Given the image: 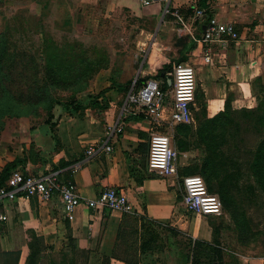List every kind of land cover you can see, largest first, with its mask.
<instances>
[{
    "label": "crops",
    "instance_id": "0c3cea01",
    "mask_svg": "<svg viewBox=\"0 0 264 264\" xmlns=\"http://www.w3.org/2000/svg\"><path fill=\"white\" fill-rule=\"evenodd\" d=\"M61 1L64 8H70L69 0ZM101 1L143 22L146 31L138 43L148 46L137 76L153 75L182 56L186 58L184 63L195 67L192 126L196 125L195 115L199 120L203 115L211 118L223 110L225 102L233 110L255 106L251 84L258 77L264 80V0H209V16L203 14L199 18L195 14L197 0H170L167 4L162 0L148 4L143 0ZM166 6L168 12L164 13ZM175 11L196 37L214 17L219 22L232 23L238 39L225 46L214 41L194 43L182 32ZM189 45L192 47L188 50ZM167 73L162 72L161 76L167 77ZM167 82L171 84L169 78ZM123 85L102 89L107 102L103 110L63 111L55 119L53 129L44 122L33 126L27 118V133L21 139L18 133L2 131L0 170L16 158L26 157L23 169L27 175L56 171L60 179L73 181L82 198H94L106 188H116L126 195L134 213L94 211L81 204L68 219L56 192L47 200L24 198L18 193L13 199L0 201V216L5 217L0 219V264H13L15 257L16 264H24L33 236L38 241L37 264H135L132 258L136 255L137 264H156V253L139 254V216L177 229L192 239L211 241L210 219L216 217L189 212L181 203L183 175H179V170L199 162L203 152L179 151L174 142L175 126L167 127L171 144L179 152L177 175L161 177L150 172L149 122L141 115L122 112ZM170 87L165 89L167 99ZM117 118L123 122V129L110 138L111 150L105 153L101 149L105 127ZM91 147H97L96 152L87 157L85 151ZM225 260L227 264H264V252L234 251L233 257Z\"/></svg>",
    "mask_w": 264,
    "mask_h": 264
},
{
    "label": "trees",
    "instance_id": "16d2710c",
    "mask_svg": "<svg viewBox=\"0 0 264 264\" xmlns=\"http://www.w3.org/2000/svg\"><path fill=\"white\" fill-rule=\"evenodd\" d=\"M208 1L197 0L196 4L197 8L203 9L205 16L210 14ZM12 32L8 26L0 31V129L5 116H36L38 111H43V122L53 129L55 108L76 112L86 108L103 110L107 107L105 90L88 96L84 102H64L55 94L57 90H71L77 82L84 83L88 72L100 65L98 60L85 56L72 62L63 58L59 46L45 36L35 54L20 45ZM191 47L189 45L187 49ZM72 48L74 47H68L67 50ZM185 61L186 58L182 56L163 65L153 75L138 76L133 87L137 89L149 79L160 80V88L165 91L170 86L167 82L170 77H163L161 73L170 72L173 66ZM76 67L78 72L75 71ZM131 85V81L126 82L120 87V91L126 94ZM251 85L256 101L253 108L233 110L225 102L223 110L211 118L203 115L199 120L198 115H195V126L179 124L174 127V142L179 151L198 149L203 152L199 162L185 166L179 170V175H199L203 179L207 190L220 199L223 211L233 223L236 241L243 247L258 233L253 229L246 205H264V80L255 78ZM246 133H251L255 138L252 146H246ZM53 138L56 141L55 135ZM30 147L32 148V144ZM26 160V157L16 158L2 167L0 187L5 184L12 171L19 169L26 174L23 169ZM136 220H139L140 226L137 245L139 254L158 251L159 229L180 233L168 227L163 228L160 223L144 216H139ZM210 226L211 241L187 237L186 250L178 264H227L225 259L233 257L234 251L226 249L220 241V222L211 221ZM37 244V238L33 236L28 244L30 252L24 264H37ZM262 248L260 250L264 252V243ZM132 260L135 264L139 262L137 255ZM16 263L17 257L13 258V264Z\"/></svg>",
    "mask_w": 264,
    "mask_h": 264
},
{
    "label": "rangeland",
    "instance_id": "374dc122",
    "mask_svg": "<svg viewBox=\"0 0 264 264\" xmlns=\"http://www.w3.org/2000/svg\"><path fill=\"white\" fill-rule=\"evenodd\" d=\"M61 3V0H3L0 2V31L6 26L10 27L19 44L35 54L45 36L59 46L63 58L77 62L78 58L87 56L100 62L98 67L88 72L84 83L77 82L71 90H57L55 94L61 101L84 102L88 96L97 94L107 86L116 88L129 81L133 84L147 55L148 45L138 43L143 37L141 33L146 31L143 22L125 10L109 7L101 0H69L70 8H64ZM71 46L74 48L67 50ZM77 68L76 72L79 71ZM63 111L68 112L55 108L54 118H59ZM27 118L35 126L43 123L45 113L38 111L36 116L28 117L5 116L1 121L0 133L7 129L18 133L16 135L20 138L27 133ZM245 138L246 146L254 144L255 138L251 133H246ZM246 212L252 219L253 229L258 233L244 247L236 241L233 223L223 209L219 216L210 219L220 222L219 238L226 249L241 252L263 249L264 205H246ZM159 234L156 264H178L186 250L187 236L181 232L171 233L167 229H159Z\"/></svg>",
    "mask_w": 264,
    "mask_h": 264
},
{
    "label": "built area",
    "instance_id": "2783aa9c",
    "mask_svg": "<svg viewBox=\"0 0 264 264\" xmlns=\"http://www.w3.org/2000/svg\"><path fill=\"white\" fill-rule=\"evenodd\" d=\"M165 4L170 0H162ZM149 1L143 0L144 4ZM168 12L167 6L164 13ZM196 16L202 17L203 10L196 8ZM174 15L177 16L176 11ZM181 24V30L195 42H217L225 46L228 41L238 39L232 23L217 21L214 17L208 20L207 26L196 37L190 25H187L177 16ZM205 59L208 60L206 57ZM170 77V99L167 93L160 88L157 80H147L139 88L133 85L126 93L122 112L132 115H141L149 122L147 168L161 177L177 175V159L179 152L171 144V138L167 133L169 127L179 124L191 125L193 123L191 107L195 93V67L190 63H180L172 67L167 73ZM168 127V129H167ZM123 122L120 118L105 127L104 140L101 149L107 153L111 146L110 138L120 133ZM97 147L88 148L85 151L87 157L95 154ZM75 168L78 167L74 166ZM183 207L192 213L200 215L219 216L222 212L220 199L216 194L210 193L199 175H185L181 177ZM57 193L64 216L71 219L75 209L83 204L89 209L118 211L123 214L134 213V208L126 195L116 188H106L100 191L94 198H82L70 179H60L56 171H49L41 176L23 174L19 170L11 172L5 184L0 187V201L13 199L16 194L24 198L37 197L39 200H47L53 193ZM0 219H5L0 216Z\"/></svg>",
    "mask_w": 264,
    "mask_h": 264
},
{
    "label": "water",
    "instance_id": "95a60500",
    "mask_svg": "<svg viewBox=\"0 0 264 264\" xmlns=\"http://www.w3.org/2000/svg\"><path fill=\"white\" fill-rule=\"evenodd\" d=\"M148 1H157V0H148ZM169 81H170V79H169Z\"/></svg>",
    "mask_w": 264,
    "mask_h": 264
}]
</instances>
